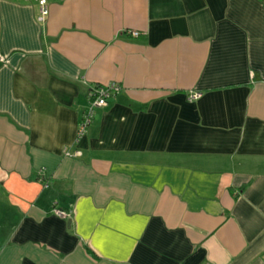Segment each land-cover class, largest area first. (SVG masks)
<instances>
[{
    "label": "crops",
    "instance_id": "obj_1",
    "mask_svg": "<svg viewBox=\"0 0 264 264\" xmlns=\"http://www.w3.org/2000/svg\"><path fill=\"white\" fill-rule=\"evenodd\" d=\"M0 51V264H264V0H0Z\"/></svg>",
    "mask_w": 264,
    "mask_h": 264
},
{
    "label": "built area",
    "instance_id": "obj_2",
    "mask_svg": "<svg viewBox=\"0 0 264 264\" xmlns=\"http://www.w3.org/2000/svg\"><path fill=\"white\" fill-rule=\"evenodd\" d=\"M39 6V19L44 20L50 14V2L52 0H36ZM132 35L138 36L139 32L136 30L131 31ZM7 57L0 51V62H6ZM121 90V86L118 83L110 84H97L91 88L88 92V105L83 113L81 121L77 129V138L79 141L85 134L88 132V128L93 122L97 109L105 107L108 104V99L114 94ZM201 96L200 91H196L190 94V99L195 100ZM52 213L63 217L68 218L70 212L63 210L59 207H53Z\"/></svg>",
    "mask_w": 264,
    "mask_h": 264
}]
</instances>
